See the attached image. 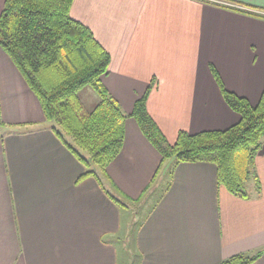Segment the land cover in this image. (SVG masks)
Returning <instances> with one entry per match:
<instances>
[{"label":"crops","instance_id":"1","mask_svg":"<svg viewBox=\"0 0 264 264\" xmlns=\"http://www.w3.org/2000/svg\"><path fill=\"white\" fill-rule=\"evenodd\" d=\"M71 16L109 52L102 81L126 114L151 87L149 114L171 144L182 131L240 121L211 66L227 90L260 101L264 0H75ZM0 120V264H221L258 253L253 264H264V139L259 183L240 198L219 185L214 164L163 163L128 118L107 170L121 208L94 177L79 182L85 166L1 47ZM130 213L140 219L133 230Z\"/></svg>","mask_w":264,"mask_h":264},{"label":"trees","instance_id":"2","mask_svg":"<svg viewBox=\"0 0 264 264\" xmlns=\"http://www.w3.org/2000/svg\"><path fill=\"white\" fill-rule=\"evenodd\" d=\"M74 1L6 0L0 16V47L39 100L56 136L85 166L79 182L94 177L117 205L128 208V202L113 195L105 184L112 182L107 170L120 156L126 121L133 118L163 163L214 164L220 186L235 196L249 198L247 183L252 179L259 183L255 158L264 139V90L253 106L227 90L211 66L225 103L240 121L222 131H182L171 144L149 114L151 87L130 115L109 92L102 78L109 73L111 56L91 29L71 16ZM87 87L100 98L93 111H87L81 100ZM261 254L237 255L221 264H253Z\"/></svg>","mask_w":264,"mask_h":264},{"label":"rangeland","instance_id":"3","mask_svg":"<svg viewBox=\"0 0 264 264\" xmlns=\"http://www.w3.org/2000/svg\"><path fill=\"white\" fill-rule=\"evenodd\" d=\"M81 100L84 103V106L87 109V111H93L96 108V106L99 104V102H100L99 96L96 94V92L92 88H89V87L85 88L81 92ZM47 124L48 125H52V123H50V122L47 123ZM107 181H108V179L105 180V182H107ZM105 186L108 187V186H111V185L105 184ZM128 217H129V215H127V219H128ZM129 219H130L129 221L132 222L131 227H132V230H133V229H135L137 227L140 219L139 218H135L132 213H130V218Z\"/></svg>","mask_w":264,"mask_h":264}]
</instances>
